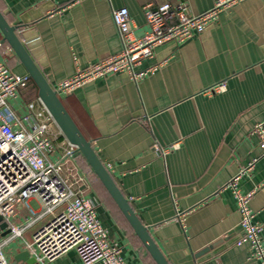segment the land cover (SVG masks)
<instances>
[{
    "label": "crops",
    "instance_id": "0c3cea01",
    "mask_svg": "<svg viewBox=\"0 0 264 264\" xmlns=\"http://www.w3.org/2000/svg\"><path fill=\"white\" fill-rule=\"evenodd\" d=\"M178 2L185 3L191 15L213 4V0H0V13L7 23L19 26L20 34L38 40L29 52L40 50L35 61L44 60L39 69L54 89L78 69L120 51L112 10L125 7L131 27L141 34L147 30L146 4ZM0 57L7 61L4 50ZM9 59L14 73L27 75L15 55ZM152 66L156 69L138 82L118 72L58 96L169 264H259L247 242L235 245L242 230L229 183L252 164L238 179L237 189L251 193L248 205L264 245V155L251 135L264 119V0H245L221 12L212 26L181 45L162 43L138 69ZM222 82L224 90L212 91ZM37 99V91L28 86L10 103ZM50 138L54 159L66 140L55 124ZM172 144L177 148L161 156L160 149ZM80 159L78 153L73 163L89 187L86 197L97 204L96 216L109 243L119 248L125 264H156L110 196L93 188L92 173ZM25 218L26 211L20 208L12 221L22 224ZM49 219L36 222L24 239L30 241ZM217 240H222L218 247L196 257ZM10 243H17L8 258L12 263L23 248L20 240ZM49 264L82 262L71 250Z\"/></svg>",
    "mask_w": 264,
    "mask_h": 264
},
{
    "label": "built area",
    "instance_id": "2783aa9c",
    "mask_svg": "<svg viewBox=\"0 0 264 264\" xmlns=\"http://www.w3.org/2000/svg\"><path fill=\"white\" fill-rule=\"evenodd\" d=\"M242 1L245 0H213L212 7L198 15L189 14L183 2L155 7L146 4L147 30L141 34L131 27L125 7L114 9L111 16L120 51L78 69L54 90L67 95L88 82L118 72H126L133 82H138L156 69V66L138 69L143 60L153 57L156 47L167 41L181 45L191 40L212 26L221 12ZM1 46L2 42L0 49ZM29 81L28 75L14 73L6 59L0 57V217L8 229L0 241V264H11L2 250L14 240L21 241L23 250L36 264H49L71 250L77 253L82 264H125L119 248L109 243L107 232L96 216V202L86 197L89 187L73 163L77 149L66 141L62 153L53 159L50 136L55 123L41 101L10 103L18 99L19 90L25 89ZM224 88L222 82L212 87V91ZM251 135L256 136L264 155V119L254 125ZM177 146L161 148V156ZM251 167L249 164L241 169L229 183L242 230L235 245L247 242L251 257L264 264L261 227L254 222L248 205L251 193L241 194L237 189L238 179ZM20 208L26 211L27 218L17 224L12 219ZM45 216L50 219L32 234L30 241L25 240L24 233ZM177 219L181 220L179 214Z\"/></svg>",
    "mask_w": 264,
    "mask_h": 264
},
{
    "label": "water",
    "instance_id": "95a60500",
    "mask_svg": "<svg viewBox=\"0 0 264 264\" xmlns=\"http://www.w3.org/2000/svg\"><path fill=\"white\" fill-rule=\"evenodd\" d=\"M19 26L10 25L7 23L3 15L0 13V35L1 42H5L16 58L19 60L29 78L33 81L37 88V96L41 103L46 108L47 112L52 117L56 127L59 129L63 138L72 146H74L78 153L85 160L87 165L90 167L94 175L98 178L110 198L113 200L117 208L120 210L129 226L132 228L134 234L140 240L143 247L146 249L150 257L156 264H169L151 235L148 229L140 222L138 217L135 215L128 201L125 199L123 194L120 192L109 172L102 164L94 149L92 148L91 142L87 140L67 110L57 92L49 85L45 77L43 76L38 65L44 64V60L40 59L35 61V58L39 56L40 50L36 53H30L29 49L33 48L37 44L38 40L31 39L30 35L26 33L18 32ZM7 224L2 221L0 217V230L1 236L4 237L8 233L6 229ZM222 243V240L210 244L203 248L196 254V257L204 256L209 251L218 247ZM11 264H36L34 258H30L28 253L24 250L18 252Z\"/></svg>",
    "mask_w": 264,
    "mask_h": 264
},
{
    "label": "trees",
    "instance_id": "16d2710c",
    "mask_svg": "<svg viewBox=\"0 0 264 264\" xmlns=\"http://www.w3.org/2000/svg\"><path fill=\"white\" fill-rule=\"evenodd\" d=\"M7 49H9L8 45L5 42H2V46H1L0 52H2L3 50L5 51V55L7 56V63H8L9 62L8 60H10L9 57H11V56L14 57V55L9 50H8V52H6ZM28 86L33 87L37 91V88H36L35 84L33 83V81L31 79L29 81ZM79 156L81 158L80 159L81 160V163H80L81 166L84 169L88 170L89 173H92V177L93 178L91 177V183L93 185V188L96 190V192L98 194H106L107 195L108 193L106 192V190L104 189V187L102 186V184L100 183V181L98 180V178L94 175V173L92 172V170L90 169V167L87 165V163L85 162V160L82 158V156L80 154H79Z\"/></svg>",
    "mask_w": 264,
    "mask_h": 264
},
{
    "label": "rangeland",
    "instance_id": "374dc122",
    "mask_svg": "<svg viewBox=\"0 0 264 264\" xmlns=\"http://www.w3.org/2000/svg\"><path fill=\"white\" fill-rule=\"evenodd\" d=\"M0 40H1V35H0ZM5 237H0V241L3 240ZM14 244L17 243H10L6 248H3V254L5 257L8 259L11 256V251L14 249Z\"/></svg>",
    "mask_w": 264,
    "mask_h": 264
}]
</instances>
